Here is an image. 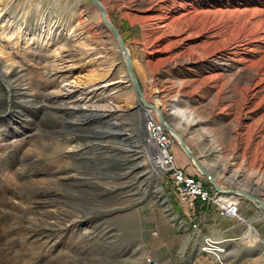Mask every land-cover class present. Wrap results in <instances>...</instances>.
<instances>
[{"label":"rangeland","instance_id":"rangeland-1","mask_svg":"<svg viewBox=\"0 0 264 264\" xmlns=\"http://www.w3.org/2000/svg\"><path fill=\"white\" fill-rule=\"evenodd\" d=\"M98 1L153 113L247 193L244 240L264 254V0ZM246 42L255 53H235ZM140 104L90 0H0V264H172L184 210L150 165ZM171 153L196 172L177 138Z\"/></svg>","mask_w":264,"mask_h":264},{"label":"built area","instance_id":"built-area-1","mask_svg":"<svg viewBox=\"0 0 264 264\" xmlns=\"http://www.w3.org/2000/svg\"><path fill=\"white\" fill-rule=\"evenodd\" d=\"M142 126L143 142L150 165L164 176L167 186L170 187L186 215L193 221L191 228L194 231L199 230L201 220L206 218L203 211L209 206H215L221 218L245 221L240 213L242 200H237L236 196H221L212 192V187L207 188L208 181L197 171L190 174L177 165L176 157L171 153L174 138L164 128L155 113H147ZM179 226L184 227L182 221H179ZM198 250L201 254L212 256L220 264H224L227 249L222 241L215 240L212 236H203Z\"/></svg>","mask_w":264,"mask_h":264},{"label":"crops","instance_id":"crops-1","mask_svg":"<svg viewBox=\"0 0 264 264\" xmlns=\"http://www.w3.org/2000/svg\"><path fill=\"white\" fill-rule=\"evenodd\" d=\"M183 167L188 173L191 172L186 166ZM203 213L206 218L200 219L199 230L193 231L191 230V218L185 212L182 214L176 212L175 218L182 221L184 231L181 232V239L171 242L172 264H220L212 256L199 252V243L203 236H212L215 240L223 242L227 249L224 264H264V256H262L264 254L256 249L257 242L251 244L244 240L248 232L247 228L250 223L253 224L251 220L245 219L243 222L233 218H221L215 206L206 207Z\"/></svg>","mask_w":264,"mask_h":264},{"label":"water","instance_id":"water-1","mask_svg":"<svg viewBox=\"0 0 264 264\" xmlns=\"http://www.w3.org/2000/svg\"><path fill=\"white\" fill-rule=\"evenodd\" d=\"M101 12L103 15V20L104 23L106 24V26L111 30V32L114 34L115 38L117 39V41L120 44V47L123 51V54L125 56V62L127 64V68H128V72H129V77L131 82L133 83L140 99H141V104H140V108L141 106H144L148 109H151L153 112V110L156 109V107H151L150 105L147 104V102L144 99L143 93L141 91L140 85L138 83V80L134 74V68H133V63L131 61L130 58V54L128 52V49L126 48L121 36L119 35V33L117 32L116 28L113 26V24L111 23V21L108 19L107 16V11L105 10L104 6L98 1V0H90ZM146 102V103H145ZM146 105H145V104ZM144 104V105H143ZM158 116L160 117V121L162 123V125L164 126V128L168 131V133L175 139H178V142L182 148V150L186 153V155L188 156V158L193 162V164L196 167V171L202 176L204 177L207 181L209 180L211 186L214 188L215 192L221 195H225V196H238V195H244L247 196V193L244 192L242 190H226L225 188H223L222 186H219V184L216 182V180L213 178V176L208 172L205 171L197 162V159L195 158V156L191 153V151L189 150V148L187 147V145L185 144V142L183 141V139L175 132L174 129H172L168 123L166 122V118H164L162 115L158 114ZM182 144V145H181ZM242 195V196H243ZM261 206L264 209V203H260Z\"/></svg>","mask_w":264,"mask_h":264},{"label":"bare ground","instance_id":"bare-ground-1","mask_svg":"<svg viewBox=\"0 0 264 264\" xmlns=\"http://www.w3.org/2000/svg\"><path fill=\"white\" fill-rule=\"evenodd\" d=\"M188 1H191V0H188ZM192 1H195V0H192ZM228 1H237V2H241L240 0H228ZM254 4V3H253ZM263 3L262 2H260V4L258 3V5H262ZM263 6V5H262ZM245 11H248V10H246L245 9ZM263 13H264V11H263ZM240 50V51H239ZM236 52H239V53H241L242 55H246L247 53H255V49L253 48V46H252V44H251V42H246V43H242V44H239L238 45V47L236 48V51H235V53ZM168 61V60H167ZM259 82L258 83H256V85H255V87H250L248 90H247V92H246V97H249V96H251L252 94H250V93H252V92H254V91H256V90H258V89H260V83H261V79H259L258 80ZM67 86H69V82H64V86L62 87V89L63 88H65V87H67ZM257 93V92H256ZM250 98V97H249ZM248 98V99H249ZM91 101L92 100H90V99H87V101L86 102H89V103H91ZM80 104V103H79ZM69 105V104H68ZM71 106V105H70ZM86 106V105H85ZM76 109H78V108H76ZM86 110V109H85ZM74 111V110H73ZM176 113L177 112H180L182 115H183V120H184V122H186L189 118L191 119V114H189V112L188 111H180L179 109H175L174 110ZM113 115H115V114H112V113H107V114H105V115H103V118H109V119H113L112 117H113ZM189 121V120H188ZM106 145V144H105ZM108 150V149H107ZM135 158V157H134ZM131 159H133V158H131ZM133 164H135V163H133ZM156 169V168H155ZM157 170V169H156ZM241 196H236V199L237 200H241V198H240Z\"/></svg>","mask_w":264,"mask_h":264}]
</instances>
